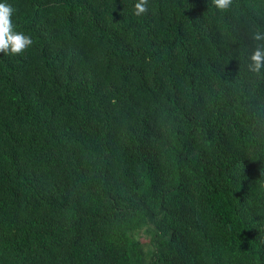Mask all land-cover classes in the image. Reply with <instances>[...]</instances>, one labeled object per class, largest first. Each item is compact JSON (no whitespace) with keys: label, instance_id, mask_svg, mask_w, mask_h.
I'll return each instance as SVG.
<instances>
[{"label":"trees","instance_id":"obj_1","mask_svg":"<svg viewBox=\"0 0 264 264\" xmlns=\"http://www.w3.org/2000/svg\"><path fill=\"white\" fill-rule=\"evenodd\" d=\"M0 2V264H264V0Z\"/></svg>","mask_w":264,"mask_h":264},{"label":"clouds","instance_id":"obj_2","mask_svg":"<svg viewBox=\"0 0 264 264\" xmlns=\"http://www.w3.org/2000/svg\"><path fill=\"white\" fill-rule=\"evenodd\" d=\"M217 10L227 12L233 0H212ZM149 11V0H137L134 4L133 15L140 17ZM15 9L6 2H0V53L5 55H22L33 45L30 36L17 30L13 22ZM255 42L251 54L248 56L247 69L249 72L260 76L264 70V31L256 30L251 33Z\"/></svg>","mask_w":264,"mask_h":264},{"label":"rangeland","instance_id":"obj_3","mask_svg":"<svg viewBox=\"0 0 264 264\" xmlns=\"http://www.w3.org/2000/svg\"><path fill=\"white\" fill-rule=\"evenodd\" d=\"M139 237H141V239H142L143 243L145 244L146 248H148L149 244H148L147 237L144 234H142V233H140Z\"/></svg>","mask_w":264,"mask_h":264}]
</instances>
